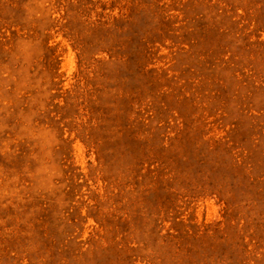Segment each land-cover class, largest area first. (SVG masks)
<instances>
[{"label":"rangeland","instance_id":"rangeland-1","mask_svg":"<svg viewBox=\"0 0 264 264\" xmlns=\"http://www.w3.org/2000/svg\"><path fill=\"white\" fill-rule=\"evenodd\" d=\"M0 264H264V0H0Z\"/></svg>","mask_w":264,"mask_h":264}]
</instances>
